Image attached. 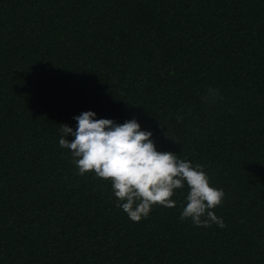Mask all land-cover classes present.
Segmentation results:
<instances>
[{
  "label": "trees",
  "instance_id": "1",
  "mask_svg": "<svg viewBox=\"0 0 264 264\" xmlns=\"http://www.w3.org/2000/svg\"><path fill=\"white\" fill-rule=\"evenodd\" d=\"M88 110L204 165L226 227L186 185L131 221L59 145ZM0 264H264V0H0Z\"/></svg>",
  "mask_w": 264,
  "mask_h": 264
},
{
  "label": "clouds",
  "instance_id": "2",
  "mask_svg": "<svg viewBox=\"0 0 264 264\" xmlns=\"http://www.w3.org/2000/svg\"><path fill=\"white\" fill-rule=\"evenodd\" d=\"M217 99L223 97L214 87L202 97L205 103ZM73 119L77 121L75 129L60 125V147L70 151L79 175L94 172L98 179L111 181L116 206L131 221L147 218L156 205L175 207L171 197L186 185V203L179 219H190L197 227H226L213 211L223 203L225 192L211 185L204 165H194L172 151H158L152 132L143 130L136 118L117 123L108 118L96 119V113L88 110ZM182 119L177 117L178 122ZM68 134L74 139L68 140ZM166 134L170 136L168 131Z\"/></svg>",
  "mask_w": 264,
  "mask_h": 264
}]
</instances>
